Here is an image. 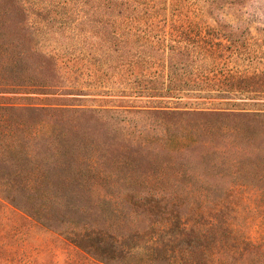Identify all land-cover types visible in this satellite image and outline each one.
I'll return each mask as SVG.
<instances>
[{
	"label": "rangeland",
	"instance_id": "1",
	"mask_svg": "<svg viewBox=\"0 0 264 264\" xmlns=\"http://www.w3.org/2000/svg\"><path fill=\"white\" fill-rule=\"evenodd\" d=\"M0 264H264V0H0Z\"/></svg>",
	"mask_w": 264,
	"mask_h": 264
},
{
	"label": "trees",
	"instance_id": "2",
	"mask_svg": "<svg viewBox=\"0 0 264 264\" xmlns=\"http://www.w3.org/2000/svg\"><path fill=\"white\" fill-rule=\"evenodd\" d=\"M130 23H131V21H130ZM130 25H132V24H130Z\"/></svg>",
	"mask_w": 264,
	"mask_h": 264
}]
</instances>
